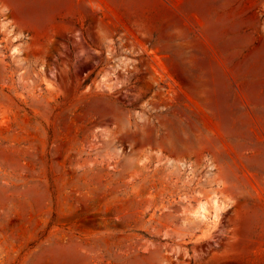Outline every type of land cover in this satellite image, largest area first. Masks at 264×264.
<instances>
[{"label": "rangeland", "instance_id": "obj_1", "mask_svg": "<svg viewBox=\"0 0 264 264\" xmlns=\"http://www.w3.org/2000/svg\"><path fill=\"white\" fill-rule=\"evenodd\" d=\"M0 264H264V0H0Z\"/></svg>", "mask_w": 264, "mask_h": 264}]
</instances>
